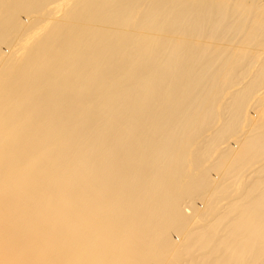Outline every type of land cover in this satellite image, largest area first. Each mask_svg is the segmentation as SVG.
I'll return each instance as SVG.
<instances>
[{
  "label": "bare ground",
  "instance_id": "1",
  "mask_svg": "<svg viewBox=\"0 0 264 264\" xmlns=\"http://www.w3.org/2000/svg\"><path fill=\"white\" fill-rule=\"evenodd\" d=\"M0 264H264V0H0Z\"/></svg>",
  "mask_w": 264,
  "mask_h": 264
},
{
  "label": "rangeland",
  "instance_id": "2",
  "mask_svg": "<svg viewBox=\"0 0 264 264\" xmlns=\"http://www.w3.org/2000/svg\"><path fill=\"white\" fill-rule=\"evenodd\" d=\"M256 100V99H255ZM254 100V101H255ZM260 102H258V104H259ZM255 104H257V102H251V104H250V110H251V112L252 111H255L254 109H255V107H258L257 105H255ZM254 105V106H253ZM260 105V104H259ZM241 125V124H240ZM239 124H238V126H240ZM240 128V127H239ZM244 129H245V127H244ZM241 130V129H240ZM243 132H245V131H243ZM243 133H241V135H242ZM232 140H233V138H232ZM213 172H215V170L213 171Z\"/></svg>",
  "mask_w": 264,
  "mask_h": 264
}]
</instances>
